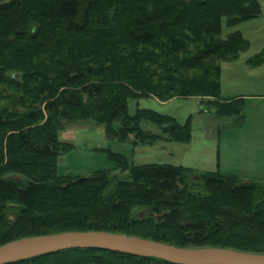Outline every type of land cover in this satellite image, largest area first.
Masks as SVG:
<instances>
[{"label": "trees", "instance_id": "obj_1", "mask_svg": "<svg viewBox=\"0 0 264 264\" xmlns=\"http://www.w3.org/2000/svg\"><path fill=\"white\" fill-rule=\"evenodd\" d=\"M260 13L259 0H0V244L95 229L264 252V180L132 163L107 147L109 167L57 170L73 147L58 137L68 121H92L132 146L190 140L191 115L180 122L137 102L130 112L131 98L195 95L242 116L241 97L220 95L221 62L249 48L235 27ZM246 62L263 63L264 46ZM3 264L180 263L73 247Z\"/></svg>", "mask_w": 264, "mask_h": 264}, {"label": "rangeland", "instance_id": "obj_2", "mask_svg": "<svg viewBox=\"0 0 264 264\" xmlns=\"http://www.w3.org/2000/svg\"><path fill=\"white\" fill-rule=\"evenodd\" d=\"M261 13L236 25L250 42L249 48L233 60L221 62L220 95L233 96L238 93L264 92V69L262 64L250 67L246 57L258 52L264 46V0ZM231 27L223 26V34ZM136 102L174 115L183 122L191 115V137L189 141L178 142L164 139L151 144L132 146L127 141L109 139L102 125L92 121H68L58 132L63 141H70L73 147L58 156L57 170L66 174H89L92 170L111 165L102 148L123 152L130 162H168L183 164L199 170L220 169L224 172L244 169L264 175V98L247 97L243 100V115H219L199 97L176 96L167 100L156 97L129 99V111L133 112ZM143 126L156 130L150 121ZM118 169H112L115 171ZM122 174L126 170L120 171ZM256 174V173H255ZM264 180V176H250Z\"/></svg>", "mask_w": 264, "mask_h": 264}, {"label": "water", "instance_id": "obj_3", "mask_svg": "<svg viewBox=\"0 0 264 264\" xmlns=\"http://www.w3.org/2000/svg\"><path fill=\"white\" fill-rule=\"evenodd\" d=\"M73 247H99L180 264H264V252L227 246H180L109 230H62L27 235L0 244V264Z\"/></svg>", "mask_w": 264, "mask_h": 264}, {"label": "crops", "instance_id": "obj_4", "mask_svg": "<svg viewBox=\"0 0 264 264\" xmlns=\"http://www.w3.org/2000/svg\"><path fill=\"white\" fill-rule=\"evenodd\" d=\"M261 7H262V5H261ZM261 64H262V67L264 69V62L263 63H260L258 65H251L250 67H258ZM226 97H228V98H231V97H233V98L234 97H241L243 100H245L247 97H255V98L261 97V98H264V92H259V93H238L236 95L226 96ZM229 172H235V173H238V174H240L242 176H245V177H250V176H264L263 174L257 173V172H261V171H257V170L254 171V172H252V171H245L244 169H239V170H233V171H229Z\"/></svg>", "mask_w": 264, "mask_h": 264}]
</instances>
